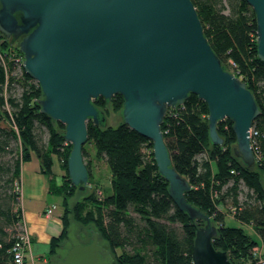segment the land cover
I'll list each match as a JSON object with an SVG mask.
<instances>
[{
	"label": "trees",
	"instance_id": "obj_1",
	"mask_svg": "<svg viewBox=\"0 0 264 264\" xmlns=\"http://www.w3.org/2000/svg\"><path fill=\"white\" fill-rule=\"evenodd\" d=\"M191 2L222 66L230 71L228 61L233 63V74L254 95L260 114L252 124L257 132L252 138L253 152L263 159L249 168L234 155L236 139L228 119L216 127L222 145H213L208 138L207 106L195 95L167 109L161 124L164 142L172 166L191 187L185 199L217 228L214 248L225 251L231 264H264L259 262L260 254L253 252L258 243L241 227L224 223L231 215L239 224L251 226L264 243V62L257 57L255 16L245 0ZM0 55L10 64L5 67L0 59V264H14L11 248L21 218L17 187L22 163L31 156L38 160L49 177V191L61 196L63 205L77 187L71 185L67 173L71 147L63 139L64 127L39 112L40 87L16 62L22 55L17 45L1 34ZM93 104L106 119L103 108L110 105L121 113L123 99L115 94L109 101L99 97ZM86 129L85 143L92 144L97 158L108 167L110 192L98 197L89 190L72 209L65 207L63 228L51 240L50 255L67 239L66 215L71 213L82 227L90 226L99 234L113 264H192L195 231L204 222L190 220L174 205L168 183L155 165L151 142L122 121L96 126L89 120ZM87 156L83 145L82 157ZM54 160L63 174L59 185L53 181ZM84 164L89 188L94 189L91 158ZM260 257L264 258V250Z\"/></svg>",
	"mask_w": 264,
	"mask_h": 264
},
{
	"label": "water",
	"instance_id": "obj_2",
	"mask_svg": "<svg viewBox=\"0 0 264 264\" xmlns=\"http://www.w3.org/2000/svg\"><path fill=\"white\" fill-rule=\"evenodd\" d=\"M245 2L255 16L257 57L264 62V0ZM0 34L17 42L24 72L38 83L39 112L64 127L72 186L83 192L88 187L82 157L87 121L107 125L93 100L119 94L121 121L151 142L174 205L204 222L195 231L192 264H231L212 244L217 228L210 217L185 199L191 187L172 166L161 124L167 109L195 95L208 109L210 142L222 145L216 127L228 119L233 153L251 168L250 129L260 111L246 83L211 49L191 0H0ZM84 236L54 264H113L97 232L90 243Z\"/></svg>",
	"mask_w": 264,
	"mask_h": 264
},
{
	"label": "crops",
	"instance_id": "obj_3",
	"mask_svg": "<svg viewBox=\"0 0 264 264\" xmlns=\"http://www.w3.org/2000/svg\"><path fill=\"white\" fill-rule=\"evenodd\" d=\"M54 161L55 162L52 166V173L54 175L53 181L54 185H59L61 184L63 174L60 171L56 160ZM109 175L110 174H108V176ZM262 178L264 188V173ZM108 181L110 183V180ZM19 183L20 195L18 207L19 211L21 212V220L26 228L27 233L30 236V244L25 251L24 264H48L51 262L52 258L56 260V263L59 260L58 256H61L62 259L65 256L67 250L70 249L71 246H73L71 245L67 249L63 248L62 250L61 246L63 244L61 243L62 245L60 244V246L56 250V253L54 255H50L51 240L57 238L61 234V230L63 228V216L66 205H63L61 196L49 191V177L45 175L41 170L39 162L34 156H31L28 160L22 163ZM89 186L90 185H88V187L86 188L87 190H89ZM99 192H101L103 196L107 195L109 193L108 187H103V189L99 190ZM51 195H57L58 197H60V202H54V198H52ZM73 197L74 195L67 200V206L69 203H71L70 199ZM81 199L82 197L79 200ZM79 200L74 201L70 204V206H73ZM51 205H55L56 208L52 212V214L48 216L45 212ZM227 216L235 220L231 215ZM68 218L72 219V221L74 220L72 214H67V219ZM68 221L69 220H67V223ZM74 221L71 222V225L69 226H77V222L75 221L76 223H74ZM235 226L241 227L242 229L243 227L253 229L251 226L241 225L237 221ZM78 228L79 232H81L80 234H82V229L85 227L78 226ZM255 240L258 243L256 248L258 249L259 254H262L264 250V243L257 235ZM99 242L103 243L100 238ZM62 252L63 254H61Z\"/></svg>",
	"mask_w": 264,
	"mask_h": 264
},
{
	"label": "rangeland",
	"instance_id": "obj_4",
	"mask_svg": "<svg viewBox=\"0 0 264 264\" xmlns=\"http://www.w3.org/2000/svg\"><path fill=\"white\" fill-rule=\"evenodd\" d=\"M2 57H3V61H4V63L3 62L2 63L4 64L5 67H8L10 65L9 62L6 64V62L4 60L5 57L4 56H2ZM227 65L229 67V70L233 73L234 66L229 61H228ZM103 109L106 113L107 125L115 126L121 121V116H120L119 111L118 112L113 111L112 108L110 107V105H107ZM84 146H85L86 150L88 151L89 156L85 157L83 159V161H86V160L91 158V168L90 169H91V172L93 175V177L91 178V180H92L91 183L94 184V187H95L94 189L89 188V190H90V192L94 191V195L101 197L102 194H101V192H99V190L103 189V187H108V192H110V183L108 181V180H110V175L108 176V174H109L108 167L104 163V161L97 158L95 150H94L91 143H85ZM211 167L214 171L215 166L213 163H211ZM89 190H85V192H83V191H80L79 189H77L76 192L74 193V197L70 199V202L73 203L74 201L79 200L81 197L83 198L89 192ZM105 194H106V192H105ZM51 196H52V198H54V202H60V197H58L57 195H51ZM71 203H69L68 206L67 205L65 206L69 210L72 209V207H73L72 205L70 206ZM67 214H71V213H67ZM66 219H67V215H66ZM67 220H69L68 221L69 224L67 223ZM67 220H66V223H67L66 227H67V234H69V238L64 243L66 249L68 247H70L71 245L74 246L75 244L78 243L77 242L78 235L81 233V232H79V228H78V226H81V224L76 223L73 220L74 223L77 224V226L76 225L69 226V225H71V222H73V221H72V219H69V218ZM224 223L226 226H229V227H235V225H236V221L233 220L232 218H230L229 216L226 217ZM243 230L249 236V238L254 239V240L256 239V235H255L253 229H250L248 227H243ZM60 244L61 243H59V245ZM56 250H57V248H56ZM55 253H56V251L53 253V255ZM61 254H63V252ZM55 261L56 260H54L52 258L50 264H54Z\"/></svg>",
	"mask_w": 264,
	"mask_h": 264
},
{
	"label": "built area",
	"instance_id": "obj_5",
	"mask_svg": "<svg viewBox=\"0 0 264 264\" xmlns=\"http://www.w3.org/2000/svg\"><path fill=\"white\" fill-rule=\"evenodd\" d=\"M0 59L4 63L3 57L1 55H0ZM22 60H23L22 55H21V57L16 59V62L19 61V64L21 67H22V64H21ZM231 64L233 65V63H231ZM170 110H173V109H170ZM256 133L257 132L255 130H253V127H251V129H250V139H251L250 145H251V150H252V153L254 156L255 163H256V161H261L263 159V157L260 156L257 152H253L254 142H253L252 138L257 135ZM17 190H18L19 195H20V185L17 187ZM215 193H216V191H213V194H215ZM55 208H56L55 205H51L49 208H47V210L45 212L46 215H48V216L51 215L52 212L55 210ZM16 228H17L16 229L17 232L13 236L15 241H14L13 246L11 248V259H12L14 264H24L25 263V251H26L28 245L30 244V236L28 235L21 218H20ZM253 252L256 255L259 253L258 249L256 247L253 248ZM260 255H258L259 259H260L259 262H264V258H261Z\"/></svg>",
	"mask_w": 264,
	"mask_h": 264
},
{
	"label": "flooded vegetation",
	"instance_id": "obj_6",
	"mask_svg": "<svg viewBox=\"0 0 264 264\" xmlns=\"http://www.w3.org/2000/svg\"><path fill=\"white\" fill-rule=\"evenodd\" d=\"M7 40H10L13 44H17V42L16 41H13L11 38H9ZM93 232H95V230L93 228H91L90 226H87L86 228H83L82 229V234H79L78 235L77 242H79V240L85 238V236H84V233H85V235L89 238V243H90ZM68 238H69V234H68L67 239L64 242H62L63 245L61 244L62 245L61 246L62 250H63V248H65V244L64 243L68 240ZM99 244L102 245V244H105V243L104 242L103 243H100L99 242ZM58 259L61 260V256H58Z\"/></svg>",
	"mask_w": 264,
	"mask_h": 264
}]
</instances>
